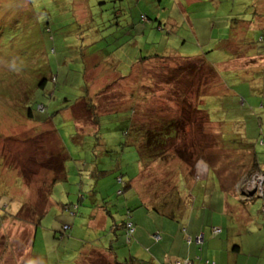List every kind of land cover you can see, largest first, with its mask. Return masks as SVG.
I'll return each mask as SVG.
<instances>
[{
    "label": "rangeland",
    "instance_id": "rangeland-1",
    "mask_svg": "<svg viewBox=\"0 0 264 264\" xmlns=\"http://www.w3.org/2000/svg\"><path fill=\"white\" fill-rule=\"evenodd\" d=\"M108 1L0 0V264H89V258L79 256L85 248L97 245L107 250L112 246L114 253H122L117 260L130 264L128 257L135 247L128 244L125 233L118 231L119 240L110 242L112 228L126 218L124 204L128 201L132 206L137 198L151 192L153 196L150 194L147 200L155 206L151 216L163 219L160 212L164 213V203V215L170 217L175 212L172 207L178 208V199L194 196L199 185L174 183L177 169L188 172L191 168L177 152L169 150L164 155L160 146L158 150L154 147L159 151L155 162H143L132 146L135 144H127L133 136L122 132L129 127L130 114L124 110L131 106L130 92L138 73L113 81L126 75L139 57L164 51L197 57L209 48L215 49L205 57L210 55L211 62L218 63L215 66L221 65L216 79L203 65L197 64L200 69L195 67L186 75L188 62H182L183 68L174 73L178 62L156 59V78L174 85L180 82L177 91L183 98L179 100L177 95L171 101L160 93L148 100L136 99L133 108L148 111L139 113L148 115V122L152 117L158 121V114L164 121L182 120L186 115L182 105H206V114L216 123L206 122L204 112L190 109V122L175 134L170 146L191 153V162L199 160L197 164L204 162L197 158L199 154L207 153L212 172L206 183L213 184L208 192L215 196L214 201L224 192L218 187L220 177L223 186H229L236 173L253 164L252 151L244 149L243 143L258 145L257 152L264 151V59H259L260 70L252 73L246 65L257 64L258 60L250 62L245 55L243 60L232 59L233 51H216L221 43H237L242 32L245 36L242 28L246 23L242 22L252 18L262 0H117L118 8L127 15L126 22L133 26L123 29L121 24L116 28L120 19L113 22L108 13L102 18L96 16L98 9L107 10ZM247 35L254 44L246 52L254 56L264 49V32ZM236 52L241 54L243 49ZM107 54L114 56L100 58ZM240 61L243 67H239ZM42 81L44 91L37 85ZM205 94L210 101L201 98ZM27 96H31V102L26 101ZM27 104L33 106V118L25 115ZM253 124L255 134L251 131ZM258 135L263 141L257 143ZM57 137L69 158L65 181L56 183L49 197L52 172L47 166L58 153ZM95 144L113 146L107 147L106 152L111 150L108 155L94 156ZM138 160L146 166L140 171L141 180L147 179L146 188L141 180H135L140 174ZM257 160L264 172V152L257 155ZM175 169L177 173L173 174ZM251 174L243 184L246 199L251 197L249 190L257 187L258 178L255 181ZM130 180L135 186L122 189ZM179 194L183 198H177ZM253 201L237 202L243 212L237 216L241 225H246L245 213L254 214L261 199ZM142 208L132 207V212L139 216ZM44 209L30 250L34 224ZM101 213L107 219L104 224L98 219ZM262 219L260 215L256 221ZM234 220L229 218L237 225ZM138 221L144 222L145 217ZM63 225L69 229L62 235Z\"/></svg>",
    "mask_w": 264,
    "mask_h": 264
},
{
    "label": "crops",
    "instance_id": "crops-1",
    "mask_svg": "<svg viewBox=\"0 0 264 264\" xmlns=\"http://www.w3.org/2000/svg\"><path fill=\"white\" fill-rule=\"evenodd\" d=\"M262 8H264V0H262V3L258 5L257 8L255 7L256 11ZM244 23L246 24L242 29H245L246 37L244 36L242 38L244 34L242 32V36H240L237 43L231 42L229 45L227 43H221L219 50L216 51L228 50L232 52L233 48L231 44L240 46L245 49L246 59L250 60V62H254L252 60H258V62H256L257 64L246 65L253 73L255 70H260L258 63H260V60L264 59V55H261V52L258 51H256L254 56L246 52L249 49L246 47L249 46L248 43L253 44V42L249 41L250 39L247 34L249 32L255 33L259 28H264V20L257 18V21L247 20L242 22V24ZM212 49L215 50L214 48ZM242 56L244 55L242 54L240 56L241 60H243ZM208 59H210L209 62L212 63L211 61L213 58L210 55L207 56V60ZM212 64L216 65L217 63ZM243 65V61H240L239 67H243ZM231 67L233 68L232 70L236 68L233 67V65ZM254 129L255 125L253 124L251 126V131L255 134ZM201 161L205 163L202 162V164H197L199 162L198 160L195 166H193L192 175H189V172L184 170V168L177 169V183L184 182L187 186V184L192 182L199 186L194 189V196L187 195L184 199L177 200L176 207L178 208L172 207L171 210L175 212L169 215L170 217L164 215L167 210L166 203L162 205L164 213L160 212L163 219L155 215L151 216L150 211L155 209L152 201H147L148 198L150 199L151 197V192H147V198L139 197L133 201L132 206H134L135 209L141 206H143L144 209L142 208L143 210L139 216H137L135 211H131L130 213L131 222H133V240L129 242V244L132 243L135 247V249L130 252V255L133 256L139 264H175L176 262H187L189 264H264V220L262 219L259 222L256 221V218L262 215L261 202L263 199L257 197L261 199V201L258 203V209L254 214L249 215L247 212L245 213L244 224L246 225H241L239 218H237L239 213H243L239 210V207H237L239 204L237 202L242 204L243 202L252 201L255 198H245V192L242 191L244 190L243 184L251 173L254 174L255 171L259 173L258 170L261 169L262 164L257 160L258 165H256L255 170H252V165H250L249 168L236 173L234 175L235 177H232V186L231 184L229 186H223V177H220L218 187L224 192L221 194L220 199L214 201L215 196L208 192V188L212 187L213 184L208 185L206 183L212 172V166L205 160ZM141 176L142 174L140 173L135 180H141ZM141 182L144 183L146 188L147 179L144 177ZM131 184L132 186L134 185L132 182ZM250 191L251 190H249L248 193H250ZM229 192L232 193L231 197H229ZM254 194L253 192L250 196ZM183 196L184 195L181 196L179 194L177 198H183ZM50 201L49 199V202ZM255 202L256 201H252L251 203L253 204ZM126 206L131 207L128 201L126 202ZM142 215L145 217V221L139 222L138 220ZM233 217L235 218L234 222L238 223L237 225H233V221H229V218L231 219ZM98 219L102 220L103 224L107 220L103 213H101ZM215 228H219L220 232L213 235L212 231ZM155 234L158 235L156 240L152 237V235ZM114 256L116 259H121L122 253L116 251Z\"/></svg>",
    "mask_w": 264,
    "mask_h": 264
},
{
    "label": "trees",
    "instance_id": "trees-1",
    "mask_svg": "<svg viewBox=\"0 0 264 264\" xmlns=\"http://www.w3.org/2000/svg\"><path fill=\"white\" fill-rule=\"evenodd\" d=\"M116 1L117 0H109L107 2V4L109 3L110 5L107 8V10L104 11V12H101L102 9H98L95 12L96 16L102 18L103 15L106 16V13H108V15H110L109 20H112L113 22H115L116 19H120L117 22V24H116V28L118 27V29H119L121 26H122V29L125 28V27H129V28L132 27L133 28V26L131 25L130 22H126L127 15H124L123 11L120 8H118V4H117ZM255 3H254L253 6H255ZM109 9H110V11H109ZM140 18L143 19V20H146V17L144 15H141ZM257 18L261 19V20H264V8L256 11V13H254L252 18L250 19V21H252V20L257 21ZM89 19H90V16H89ZM120 24H121V26H120ZM92 29H95V26H93ZM118 31L119 30L116 29V32H118ZM257 31L258 32H260V31L264 32V28H259V30H257ZM87 36H88V33H87ZM243 37H244V34H243L242 38ZM245 37H246V35H245ZM248 37H250V36H248ZM90 38L91 37H89V41H90ZM253 44L248 43L249 46H246V47L250 49ZM231 45H232L233 52H234L233 57H231L232 59L239 58L242 54L245 55V49H243L240 46L235 45V44H231ZM209 49L210 50H208L206 53L199 54V56H197V57H195V56L184 57V56H181V54H179V53L165 52V51L164 52H160V54H156L155 53V54H150V55H147V56H144V57H139V58L135 59L131 63L130 70H129V72L126 75L117 76L114 79L113 82L117 83V82H120L122 80L127 79L130 76L133 77L136 73H138V79L133 85L134 89H132V91L130 92L131 93V97H129V98H132V102H130L131 106H128L129 107L128 109L126 107V109L124 110V111H126L125 114H128V113L130 114L129 124H128L129 127H128V129H125L122 132H124V135L127 136V137H130L129 136L130 134L133 136V137L127 139V144L128 143L131 144V145L133 143L135 144V145H132V146L135 147L136 153L141 156V159H142L141 161L144 162L145 160H149V162L151 161V162L154 163L155 162L154 161V156L159 155V151H155L154 147H155L156 150H158V148L160 146L163 149L162 152L164 153V155H167L169 150H171V152H173V153L177 152V154L181 157V160H183L187 164H190L191 168L188 171L189 175L193 174V166H195V163L197 162V160L195 159V162L192 163L191 159H190L191 153H189L188 151H187L188 154L185 153L186 151H184V153H183L182 150L179 151V149H174V147H171L170 144H172V142L174 141L175 134L179 130L184 129V127L186 126L187 122H190V121H188V117L190 116V113H188V111L190 112V109L194 108V111L204 112L205 115H206V118H205L207 120L206 122H208V123L214 122V121H211V119L209 118L208 113L206 114V111L204 110V108H206V105L204 103H200V104L197 103L195 105H191V104L187 103V104L182 105V110H183L184 113H186V115H183L184 118H181L182 120H179V119H173V120L167 119L166 121H164L163 119L161 120V116L162 115L158 114L159 115L158 121H157V118H155V120H153L154 117H152L153 119H150V121H148V122H147V116L148 115L147 116H145V115L139 116L140 115L139 113H142V112L144 113L145 112L147 114L148 111L141 110L139 108H136V110L134 111L133 108L135 109V107H136V103L134 102L136 99L148 100L149 98L151 99L152 96L154 97V96H156V95H158L160 93H161V96L165 97L166 99L168 97L171 101L174 100V98H176L177 95L180 98L179 100H181L183 98V95H182L183 93L182 94H178V91H177L180 82H177L174 85V83L171 82L170 80L162 81L161 79L156 78V76H155L156 75L155 69L157 67L156 66V64H157L156 63L157 62L156 59H158V58L166 59V60H168V61H170L172 63H175V62L177 63L178 62V64H179L178 67L175 68V69L173 68L175 70L174 73L178 69L183 68V65L181 64L182 62L183 63L188 62V64L187 63L185 64V65H190V66H186L185 67L186 75H188V71L189 70L193 71L195 69V67H198L200 69V67L197 65V64H200V65H203V66L207 67L208 69H210L215 74V79H216V77L219 78V75H220V72H221L219 69H220L221 65L220 66H215L214 64H212L213 62L210 63L209 60H207V56L205 57V55L208 52L214 51L212 48H209ZM241 49H243V52L241 54H237L236 51L237 50H241ZM262 49H263V47H262ZM262 49H260V50L262 51ZM168 54H170V55H168ZM113 56L114 55L107 54V55L101 56L100 58H106L107 60H109V59L113 58ZM172 56H175L177 58H174ZM171 59H174V60H171ZM252 61H254V60H252ZM190 62H194V63H190ZM142 65L143 66L146 65L144 67L145 69L143 68ZM263 70H264V68H263ZM255 71H257V70H255ZM226 75H228V74H226ZM141 80H143L142 83L140 82ZM37 85H38V88L40 90L42 89V91H44L43 90L44 87H45L44 81H42L41 83H38ZM44 95H46L48 98H50V96H48L45 92H44ZM205 96L206 97L204 98L203 95H202L201 98L204 99V100L210 101L209 96L207 94H205ZM162 99L164 100V98H162ZM31 100H32L31 96L30 97L27 96L26 101H30L31 102ZM38 106H41V105H37V107ZM120 106L122 107L123 105H120ZM161 106L164 107L165 105L162 104ZM32 107H30L29 104H27L26 107H25V110H26L25 111V115L27 117H29V118H31V117L33 118L32 114H34V110L32 109ZM42 108H44V107L42 106ZM45 111H46V108L42 112L44 113ZM113 111H117V110H113ZM109 112H112V111H109ZM119 112H122V111H119ZM157 113H159V112H156V113L154 112L153 114L155 115ZM136 115L138 116V118L135 117ZM96 119H98V115H97ZM143 120H145V121H143ZM142 122H144V123L142 124ZM214 123H216V122H214ZM190 125L192 126V125H195V124H194V122H192ZM96 126L97 125H95L94 131L91 132V134H93V135L97 131V127ZM192 127L195 128L194 126H192ZM201 128L205 129L204 126H202ZM244 138H245V135L243 136V138H241L242 141L245 140ZM256 140H257V143L263 141V139L261 138V135H258V137H256ZM57 141H58V147H57L58 148V153L55 155V157L53 158L52 162L51 161H50V163L48 162L49 165L47 166L52 172L51 173L52 174V179H51L50 185H49V197H51V192H52L53 186L56 183L60 182V181L61 182L65 181V179H66L65 163H66V161L68 160L69 157H68V154L65 151L64 146L62 145L61 141L59 140V138L57 139ZM104 146L105 147L103 148V146L101 144H97V145L95 144V146L92 147L93 155L94 156L103 155V154L104 155H108L107 153L111 152V150L106 152V149H107V147L110 148L113 145H109V146L108 145H104ZM120 146L123 147L122 144H120ZM257 147H258V145H251V144H244L243 143V148L244 149H250L252 151L253 160H254V162L252 164V168H253L252 170H255L256 169V165H258V163H257L258 162L257 161V155L259 153H263L264 152V151H258L257 152ZM186 150H188V149H186ZM206 154L207 153L202 154V155L199 154V156L197 158H200V159L205 160V161L208 162V159L206 158ZM255 154H256V156H254ZM185 155H186V157H185ZM50 158H51V155L48 157V159H50ZM33 162L35 163V158H33ZM143 162L139 163V160H138V164H139L138 173L140 171H142L143 167H146V166H144L142 164ZM261 170L262 169L258 170L259 173H257L256 171H255L256 173L254 171L253 172H254V174H260L263 177V181H262V185H261L263 192H262V198L261 199L264 200V172L261 171ZM47 172H50V171H47ZM176 173L177 172H176V169H175L173 174H176ZM104 174H106V173L104 172L103 175ZM176 178L177 177L174 178V183L176 182ZM130 182H131V180H130ZM130 182L128 183V181H127L125 186L122 189H124V188L130 189L132 187V184ZM172 188H173V186H172ZM122 193H123V190L119 191L120 195H122ZM49 197H48V199H50ZM257 197H258L257 193H255L253 196H251L252 199L253 198L257 199ZM250 202L251 201H248V203H250ZM262 204H263V201L261 202V213L263 215L262 217H264V208H263ZM124 205H126V204H124ZM126 207H127V210H126V213H125L126 218H125L124 221L121 222L120 225H115L112 228L111 234H112L113 238H112V240L110 242H112L114 239H115L116 242L119 240L121 235L118 234V231L125 233L124 234L125 237L128 238L126 240L128 242V244H129V242H131L133 240V237H132L133 222H131L129 220H126V219L131 218V214H130L131 211H132L131 208L134 207V206H131V207L126 206ZM45 209L43 210L44 212L40 216L37 217V222L34 224L33 232H32V235H31L30 247H29L30 250L32 249L31 247H33V241H34L36 226H37L38 221L40 220V218L41 219L43 218V216H44V214L46 212ZM68 229H69L68 226L63 225L62 226V235H63V231L64 230L67 231ZM215 229H219V228H215ZM215 229H213V231H212L213 235L216 234V233H214ZM219 232H220V229H219ZM112 248H113L112 246H109V249L107 250L104 247H99L98 245L97 246H93L91 249L90 248L89 249L85 248L84 251L79 256V258L80 257L82 258V256H83V258H89V262H90L89 264H93V263H97V264H124V263L119 262L116 259V257L114 256V252H113ZM92 257H93L94 261L91 260ZM128 258H129V261H127V262H129L130 264H139L136 261V259L133 256H131L130 254H129Z\"/></svg>",
    "mask_w": 264,
    "mask_h": 264
},
{
    "label": "built area",
    "instance_id": "built-area-1",
    "mask_svg": "<svg viewBox=\"0 0 264 264\" xmlns=\"http://www.w3.org/2000/svg\"><path fill=\"white\" fill-rule=\"evenodd\" d=\"M254 178H255V181H256V178H258V180L256 181L257 187H256V190H255L254 193H257V196L260 197V198H262V192H263V190H262V186L261 185H262L263 177L260 174H256V175H254L253 179ZM262 206L264 208V200H263ZM217 232H219V229H215L214 230V233H217ZM154 238L157 239L158 238V235L157 234L154 235ZM175 264H181V263L180 262H176ZM182 264H189V263L185 262V263H182Z\"/></svg>",
    "mask_w": 264,
    "mask_h": 264
},
{
    "label": "water",
    "instance_id": "water-1",
    "mask_svg": "<svg viewBox=\"0 0 264 264\" xmlns=\"http://www.w3.org/2000/svg\"><path fill=\"white\" fill-rule=\"evenodd\" d=\"M253 192H255V189H254V190H251L249 194H251V193H253Z\"/></svg>",
    "mask_w": 264,
    "mask_h": 264
},
{
    "label": "flooded vegetation",
    "instance_id": "flooded-vegetation-1",
    "mask_svg": "<svg viewBox=\"0 0 264 264\" xmlns=\"http://www.w3.org/2000/svg\"><path fill=\"white\" fill-rule=\"evenodd\" d=\"M255 174H253V176H254Z\"/></svg>",
    "mask_w": 264,
    "mask_h": 264
}]
</instances>
